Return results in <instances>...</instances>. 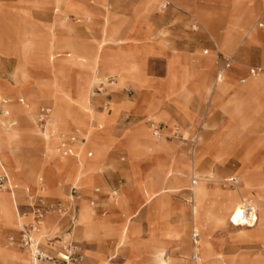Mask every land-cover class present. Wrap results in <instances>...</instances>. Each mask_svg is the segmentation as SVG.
<instances>
[{
    "label": "rangeland",
    "instance_id": "1",
    "mask_svg": "<svg viewBox=\"0 0 264 264\" xmlns=\"http://www.w3.org/2000/svg\"><path fill=\"white\" fill-rule=\"evenodd\" d=\"M151 1L72 0L75 15L67 12L66 4L67 9H60V0H0V100L9 102V116L0 112V123L7 129L10 120L15 122L7 133L10 139L3 136L13 153L5 172L16 186L11 193L0 191V197L8 200L15 216L17 211L20 215V223L13 226L0 219L1 242L23 256L19 233L22 225L33 223L38 200L69 207L70 188L76 184L80 200L72 235L66 236L71 234L66 218L54 214L44 216L42 227L46 238L58 236L76 243L84 255L83 264H159L160 251L171 264H194L192 230L199 235L197 264H264V90L256 87L264 84V4L254 7L256 0ZM166 2L169 6L164 8ZM106 12L111 13L114 26H109L107 16L103 18ZM259 22L263 27H258ZM45 32L50 37L41 47L34 39ZM29 42L34 43L28 46ZM130 48L140 54L147 50L143 60L138 54L133 63L134 82L125 75L130 64L125 51ZM30 50L51 57L58 72L55 82L47 66L26 60L25 52ZM111 52L114 58L108 57ZM227 56L232 58L231 68L224 71L230 89L250 83L243 92L226 93L215 105L212 93L220 86L221 82L215 85L216 77L222 57ZM252 66L262 68L260 76H248ZM95 67L98 70L93 73ZM78 71H82L79 77ZM108 78H114L115 84L99 93V83ZM78 84L86 88L95 117L91 134L82 141L86 146L81 152L82 170L75 157L57 153L60 136L77 135L80 145L89 122L90 112L75 102ZM154 87L175 88L181 96L172 95L161 104L163 97L156 95ZM204 88L211 94L209 100L199 96ZM122 102L130 106L114 112L112 104ZM152 102L170 114V125L156 123L155 111L147 107ZM24 104L36 108L27 113ZM51 105L48 126L37 127L38 108ZM151 124L164 129L160 139L154 137L153 129L149 131ZM124 139L144 140L149 146L139 151L114 147ZM68 168L72 176L60 183ZM89 169L93 174L84 177ZM79 170L82 174L77 176ZM168 171H173L172 176ZM175 171L184 178L176 184ZM230 177L238 179L237 185L223 187ZM165 179L170 189L151 200L161 187L157 180ZM198 180L204 181L203 192L192 186ZM58 186L64 196L53 191ZM95 189L99 190L98 206L109 214L92 221L88 200ZM113 189L117 190L115 205L109 199ZM245 202L252 209L250 217H255L250 227L241 219ZM126 204L129 213L122 212ZM46 218L48 231L44 230ZM100 221L105 229L113 227L119 233L101 230L89 236L93 222ZM93 250L97 261L90 253Z\"/></svg>",
    "mask_w": 264,
    "mask_h": 264
},
{
    "label": "built area",
    "instance_id": "2",
    "mask_svg": "<svg viewBox=\"0 0 264 264\" xmlns=\"http://www.w3.org/2000/svg\"><path fill=\"white\" fill-rule=\"evenodd\" d=\"M169 6V3L166 2L164 8ZM262 25L259 24V27ZM232 63L231 57H222V63L220 65V73L224 72L226 69L230 67ZM262 72V68L260 67H252L248 69V76L256 77L260 75ZM219 77V75H218ZM244 82V80H241ZM114 84V80L111 79L107 82L108 87ZM107 86L102 85L101 88L98 89L99 93L105 92ZM6 102L0 100V112L6 116L7 112L3 110V105ZM49 114V110L46 107H41L36 116V125L39 128H42L47 121ZM153 135L156 139H160V132L157 129H153ZM77 141L76 136H60L57 143V151L62 157H69L72 155L73 145ZM91 154H88L90 157ZM238 183V179L236 177H230L225 180L222 184L225 188H234ZM192 185H195V182H192ZM16 188L10 183L9 177L5 171L0 172V191H9L10 193ZM114 194V193H113ZM70 198L71 205L70 207L64 206L61 202H56L54 204L45 205L42 200H38V205L33 207V221L29 225H22L20 230L18 246L22 250H27L34 247V253L31 255L32 259L37 264H83L84 263V255L82 254L81 249L78 245L70 240L63 241L60 237L54 236L52 238H46V247L47 251L41 247L40 243H37L34 239V234L38 232V226L36 224L37 221L44 218L46 214H54L60 217L61 219H65L68 222L67 232L72 231L76 227L77 214H78V204L77 202L80 200V194L78 192V188L72 186L70 188ZM93 202L90 203V206L93 207ZM249 203H244V215L246 216L247 222H244L245 227H250L255 223V217H250L252 209H250ZM235 223V222H233ZM198 240L199 235L195 230L191 232V244H192V253L190 256L191 261L194 264L198 263L199 253H198ZM12 241V239H10ZM58 244L59 246H56Z\"/></svg>",
    "mask_w": 264,
    "mask_h": 264
},
{
    "label": "bare ground",
    "instance_id": "3",
    "mask_svg": "<svg viewBox=\"0 0 264 264\" xmlns=\"http://www.w3.org/2000/svg\"><path fill=\"white\" fill-rule=\"evenodd\" d=\"M61 3L63 4H66L67 5V8L70 10V11H73L72 8H73V3H72V0H60ZM62 22V21H61ZM59 22V23H61ZM62 24V23H61ZM43 35L42 33H38L34 39L35 42H40V36ZM46 36V35H45ZM44 37V36H43ZM49 38V37H48ZM42 40V39H41ZM46 40V39H45ZM122 41V40H121ZM45 42V41H44ZM43 42V43H44ZM32 43L34 42H29L28 43V46H30ZM41 43V42H40ZM48 44V43H47ZM49 45V44H48ZM118 46V45H117ZM41 47H42V43H41ZM44 48V47H43ZM45 49V48H44ZM40 51H41V48H40ZM45 51V50H44ZM126 53V59L128 60V62L130 63L129 64V67L127 69H125V72H126V80H130V81H133L134 82V74H135V71H136V66L133 64L135 62V59H136V56L138 54H140L139 50L138 49H134V48H130L128 49L127 51H125ZM25 58L26 60L29 62V61H35L36 63L37 62H40L42 63L43 65L47 66L48 67V70L49 72L51 73L52 75V78H53V81L55 82L57 79H58V72H57V69H56V65L53 63L52 59L50 56H43V55H38L36 52L34 51H26L25 52ZM40 63H37V64H40ZM98 69L95 67L94 68V72L93 73H96ZM91 72V73H92ZM82 74V71H78L77 73V77L81 76ZM222 74H224V72H222ZM221 78V77H219ZM91 79H95L94 75L91 76ZM222 79V78H221ZM115 84V82H114ZM113 84V85H114ZM112 85V86H113ZM138 87L143 90L145 89L144 87H142L141 85ZM257 88L259 89H262L264 90V84L263 85H257L256 86ZM86 89V88H85ZM84 89V86L78 84L76 85V88H75V97H76V100L75 102L81 107L83 108L85 111L90 112V115H89V122H88V125L86 127V130L84 132V135H83V140H86L87 136L89 134H91L92 132V124H93V121H94V115L92 114L91 110H90V102H89V98H88V93L86 92V90ZM233 90V91H231ZM202 92V91H201ZM200 92V93H201ZM228 92H233V93H239V92H243V90H234V89H230V84L229 82L226 80V76L224 75V79L222 80V82L220 83V86L218 87L217 91H215L214 93H212V96H215V95H219V102L222 98V96H224L226 93ZM205 96H207V100L210 99L211 97V94L209 92V90H205V92L203 93ZM185 97V96H184ZM0 98H1V90H0ZM148 103V101H147ZM212 109H210L211 111ZM209 111V113H210ZM206 114V117L204 118V121H206L208 119V114ZM49 114H50V111H49ZM48 114V116H49ZM1 120V119H0ZM2 122V121H1ZM50 120L47 121V123L44 125V127L48 126ZM0 170L2 171H6L5 170V164H8L9 161L11 160L12 158V149H9L8 146H7V143L5 141V137L3 136L4 134H7L10 130H9V127H7L6 129V125L5 123H0ZM156 126L154 124H151L150 125V128H151V131L152 129H154ZM8 135V134H7ZM8 138L10 139V136L8 135ZM83 150V143L79 145V143L77 142L76 144L73 145V151H72V155L70 157H75V160H77V163H78V166L79 168L82 170L84 167H85V162L84 160L81 159V152ZM58 153V151H57ZM59 154V153H58ZM88 154V153H87ZM86 154V156H87ZM194 168V167H193ZM196 168V167H195ZM92 169V168H91ZM91 169L87 170L86 171V174L84 175V177L86 176H90L92 175V171ZM173 169V168H172ZM81 170H79V172L77 173V176L81 175ZM193 170V169H192ZM176 172V176H175V179L173 181L174 184L176 183H179L181 181V179H184L182 177L179 176L178 174V171H175ZM167 173H170V176H172V173L173 171H168ZM160 183V189L157 190L156 192L152 193L151 196H150V199L151 200H154L157 198L158 195H161V194H165L166 191L168 189H170L171 185L167 184L166 182V179L163 180V181H159L157 180L156 182V185H158ZM204 183L203 180H198V181H195V184H196V187L195 188H198V192H203V190L205 188L204 185L202 186V184ZM76 185V184H75ZM77 186V185H76ZM74 186V187H76ZM193 186V185H192ZM16 188V186H15ZM77 188V187H76ZM193 188V190L195 189ZM16 190V189H15ZM14 192V191H13ZM15 196V195H14ZM71 199V198H70ZM12 201V199H11ZM150 202V201H149ZM71 205V204H70ZM70 207V206H69ZM0 219L4 222V223H7L11 226L14 225V219H15V224H18L20 223V215L18 214V211H17V214H16V218H15V215L14 213L12 212V210H10L9 208V203H8V200H6L5 198L3 197H0ZM241 219L243 221H247L246 220V216L244 215V212L242 213L241 215ZM44 218L37 221L36 224L38 226V232L36 234H34V239L37 243H40L42 244V246H46V236L43 235V227H42V222H43ZM34 223V221H33ZM73 231V230H72ZM71 233V232H70ZM66 236H68V234H66ZM71 236V234H70ZM24 254L28 257V259L22 257V255L13 250V249H9L7 247H5L2 242H1V239H0V264H37L33 259H32V254L34 253V247L30 248V249H27V250H23ZM199 261V260H198ZM159 264H171L168 260L165 259V254L160 251L159 252V260H158Z\"/></svg>",
    "mask_w": 264,
    "mask_h": 264
},
{
    "label": "crops",
    "instance_id": "4",
    "mask_svg": "<svg viewBox=\"0 0 264 264\" xmlns=\"http://www.w3.org/2000/svg\"><path fill=\"white\" fill-rule=\"evenodd\" d=\"M155 1V0H154ZM154 1H151L150 3H152V2H154ZM262 4H264V0H256L255 2H254V4H253V6L254 7H259L260 5H262ZM59 5H60V9H67L66 8V6L63 4V3H59ZM57 9H58V7H57ZM82 9H85L86 10V8H85V6L82 4ZM68 11V13H72V14H75V15H78L76 12H73V11H70L69 9H67ZM86 11H88V10H86ZM105 16H107L108 17V23H109V26H114L113 24H111V13H109V12H106L105 13V15L103 16V18L105 17ZM64 19H67V18H64ZM56 22H60L59 20H56ZM259 24H261L262 26L261 27H263V23L262 22H259L257 25H258V27H259ZM261 27H259V28H261ZM46 35V36H45ZM44 36V37H43ZM41 38H40V42L43 44V42L44 41H46L45 39H48V37H50V35L48 34V33H44L43 35H41L40 36ZM257 37V39H258V36H256ZM42 39V40H41ZM259 40V39H258ZM35 42V41H34ZM40 42H37V43H39V44H41ZM66 45V44H65ZM75 46H78V45H75ZM238 46H239V44L237 45V47H236V49L238 48ZM68 47V46H67ZM68 49H69V47H68ZM84 49H87V48H84ZM235 49V50H236ZM89 52H91L92 54H93V51H91L90 49H87ZM147 52V50H141V56H140V59H142L143 60V54L144 53H146ZM115 55V53L114 52H111V53H109V55H108V57L109 58H114L113 56ZM228 57V56H227ZM105 60V59H104ZM142 60H141V63H142ZM105 61H109V60H105ZM109 62H114V60L112 61V60H110ZM232 65V64H231ZM231 65H230V67L228 68V69H226L225 71H227V70H229L230 68H231ZM252 67H259V66H252ZM252 67H250V68H252ZM218 75H219V77H221V78H219L218 77ZM261 75V74H260ZM260 75H258V76H260ZM258 76H256V77H258ZM120 78H121V82L123 81L122 80V77L120 76ZM253 78H255V77H253ZM252 78V79H253ZM111 79H113L114 80V78H108L106 81L108 82L109 80H111ZM224 79V74H222V73H218L217 74V77H216V82H215V85H216V83L218 82H222V80ZM106 81H104L105 83H106ZM228 81V80H227ZM104 82H101V84L99 83V82H96V83H99V86H102V85H104V86H107V88H108V85H107V83L105 84ZM229 82V81H228ZM95 83V84H96ZM120 83V81H118V84ZM249 83L250 82H248V84L244 87V88H246L248 85H249ZM94 84V85H95ZM128 84V83H127ZM230 84V83H229ZM126 85V84H125ZM183 85H184V77H183V75H181L180 74V86L181 87H183ZM175 88H176V85H175ZM175 88H172V89H166V90H163V89H160L159 87H154V88H151L152 90H154L155 91V93H156V95L157 96H159V97H163V98H161L159 101H158V103H165V101H166V99H168L170 96H172V95H176V96H181V94H175ZM244 88H241V89H244ZM234 89V88H233ZM241 89H239V90H241ZM250 89V88H249ZM205 90H207L206 88H204L203 90H201L200 92H199V96L201 97V98H204V97H206L207 98V96H205L203 93L205 92ZM234 90H237V89H234ZM231 91H233V90H231ZM238 91V90H237ZM188 92H189V90L187 89V87L185 86V95H187V97H188ZM247 94H253V93H251V92H246ZM213 97V100L215 101L214 102V104L216 105V104H219V95L217 94V95H215V96H212ZM211 98V97H210ZM4 101V100H3ZM6 102V104L5 105H3V110L4 111H6L7 112V115L5 116V117H7V116H9V110H8V107H9V102L8 101H5ZM18 103L19 104H23V100H19L18 101ZM114 104V105H113ZM112 104V108H113V111L114 112H116V111H118L119 109H122V108H128L129 106H130V104L129 103H127V102H122V103H120V104H115V103H113ZM25 105V107H26V111H27V113H30L32 110H34L35 108H33V107H31V106H29V105H27V104H24ZM214 105V106H215ZM213 106V107H214ZM31 107V108H30ZM41 107H43V106H41ZM41 107H39L38 108V111H37V114H38V112H39V109L41 108ZM148 108H150L152 111H155L154 112V114H152L155 118H156V123H160V122H165V123H167V124H171V122H172V120H173V118L170 116V114L169 113H167V112H165V111H159L158 110V105H154V103L152 102L149 106H147ZM212 107V108H213ZM52 108H53V105H51V107H48V110L50 111V114H49V116H48V118H47V121L51 118V115H52ZM212 108H210V109H212ZM207 113H208V111H207ZM206 113V114H207ZM37 114H36V116H37ZM112 117V119H113V117L114 116H111ZM10 120V119H9ZM47 121H46V123H47ZM35 123H36V121H35ZM156 127H155V129H157L159 132H160V134H161V132L162 131H164V129H162L161 130V128L157 125V124H154ZM13 126H15V122H13V121H9L8 122V125H7V127H9V128H11V127H13ZM37 126V125H36ZM47 127V126H46ZM103 129V127L102 126H98V130H102ZM71 133H79V132H77V131H75V129H71ZM149 131L151 132V130L149 129ZM70 136H76L77 137V141L74 143V144H76L77 142H78V136L77 135H70ZM81 142H80V144H82V141H83V139H81L80 140ZM58 143V142H57ZM126 147L127 149H128V151L129 150H135V151H139V150H142V149H144V148H146V147H148L149 146V143L148 142H146V141H144V140H137V141H132V140H123V141H118L116 144H115V146L114 147ZM86 147V146H85ZM84 147V148H85ZM84 148H83V150H84ZM88 154H91V153H88ZM88 154H87V157H88ZM91 156H92V154H91ZM90 156V157H91ZM46 170H48V172L50 173V169H46ZM65 176H72V170L70 169V168H68V169H66V170H64L63 172H62V174H61V178L59 179V182L61 183V180L65 177ZM228 179V178H227ZM227 179H225V180H227ZM224 180V181H225ZM223 181V182H224ZM222 182V183H223ZM59 185V184H58ZM75 186V185H74ZM60 188V186H58L57 188H53V191L56 193V194H58V195H61V196H64V194L62 193V191L59 189ZM114 193V194H113ZM99 196V190L98 189H95L94 191H93V197H91V198H89V200H88V204H89V208H90V210L92 211V221H93V217H99V218H101V219H103V218H106L107 216H108V214H109V211L108 210H106V209H103V208H101V207H99L98 206V203H97V197ZM109 199L111 200V203H112V205H115L116 204V202H117V190H112L111 192H110V195H109ZM91 202H93L94 204H93V207H91L90 206V203ZM128 210V212H127V210ZM96 212H98L99 213V215H97L96 214ZM122 212H127V213H129L130 212V207L126 204V205H124V207H123V209H122ZM16 214H17V212H16ZM96 214V215H95ZM15 218H16V216H15ZM77 218H78V215H77ZM230 221H231V219H230ZM126 222V221H125ZM14 224H15V219H14ZM125 224V223H124ZM232 224H235V223H233L232 222ZM48 226H49V220H48V218H46V223H45V225H44V230L45 231H48ZM124 226V225H123ZM81 227V226H80ZM115 231V229L113 228V227H110L109 229H105L104 227H103V225H102V222L100 221V222H93V226L88 230V234H89V236L90 235H94V234H96V233H98V232H100V231ZM121 230V229H120ZM116 233H119V229H117L116 231H115ZM71 235H72V232H71ZM68 236H70V234H68ZM117 238V237H116ZM47 251V250H46ZM114 252V251H113ZM91 254H92V256L94 257V260L95 261H97V259H96V257H95V255L96 254H98L96 251H91L90 252ZM23 254V256L22 257H24V258H27L28 259V257L24 254V253H22ZM119 258H120V255H119ZM118 258V259H119ZM134 258V257H133ZM132 258V259H133ZM131 259V260H132Z\"/></svg>",
    "mask_w": 264,
    "mask_h": 264
}]
</instances>
